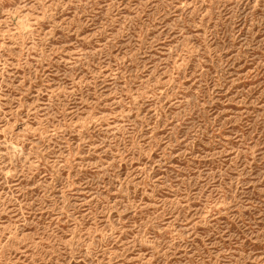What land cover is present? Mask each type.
<instances>
[{
  "label": "rangeland",
  "instance_id": "1",
  "mask_svg": "<svg viewBox=\"0 0 264 264\" xmlns=\"http://www.w3.org/2000/svg\"><path fill=\"white\" fill-rule=\"evenodd\" d=\"M0 264H264V0H0Z\"/></svg>",
  "mask_w": 264,
  "mask_h": 264
}]
</instances>
